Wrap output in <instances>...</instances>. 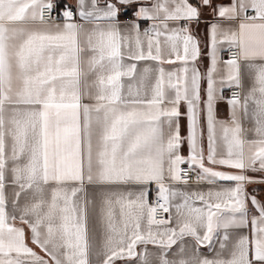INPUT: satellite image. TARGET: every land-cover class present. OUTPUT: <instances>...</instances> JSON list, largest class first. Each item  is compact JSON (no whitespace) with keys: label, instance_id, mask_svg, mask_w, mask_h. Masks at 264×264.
I'll use <instances>...</instances> for the list:
<instances>
[{"label":"snow or ice","instance_id":"obj_1","mask_svg":"<svg viewBox=\"0 0 264 264\" xmlns=\"http://www.w3.org/2000/svg\"><path fill=\"white\" fill-rule=\"evenodd\" d=\"M132 0H119L121 4ZM209 5L210 0H202ZM79 15L84 20L114 18L119 9L111 0L99 7L100 0H78ZM169 3L173 7L169 8ZM90 8V10H88ZM255 15L249 16L248 9ZM54 9L53 0H0V264H90L88 237V201L77 202L75 197L83 192L85 182L100 186H135V191L108 190L102 196L100 207L104 224L102 264H116L117 260L132 259L140 254L138 244H152L166 251L160 255V264H264V205L255 197L252 204L259 211L253 217V237L240 236L227 257L229 228L248 226V211L243 196V185L250 178L243 174H227L205 167L203 149L197 143L196 105L200 100V77L193 69L191 89L187 67L177 72L165 73L160 67L151 96L131 86L124 94L123 77L135 73L136 64L125 66L122 47L128 42L115 24L106 27L97 23L86 33L88 72L82 68L81 34L83 25L71 22L73 12L63 11V27H47ZM163 13V17H161ZM243 13L238 31L222 33L220 43H228L237 51L226 61L228 73L221 84L240 86V61L248 62L255 72L254 84L243 101L234 94L232 126L221 124V138L227 148V158L217 160V129L213 115L214 85L212 73L217 63V30L211 28L212 69L208 73L207 126L209 140L208 160L235 169L244 170L246 141L236 109L249 115V102L255 105L251 116L255 122L258 139L247 141L253 146L250 164L259 162L264 169V0H238L231 7H222L218 15L236 20ZM139 17L159 20L160 24L146 30L147 53L141 40L139 25L136 32L132 60L162 61L161 40L176 54V59L195 60L199 54L197 41L188 35V29L169 32V20L199 18V10L188 0H158L152 11L141 7ZM38 24L40 27H28ZM152 32L153 35H149ZM181 33H184L182 36ZM183 41V57L177 42ZM155 47V54L153 48ZM169 63L173 61L169 60ZM151 69L145 68V79ZM94 73L92 85H85L84 77ZM174 90L167 97L165 86ZM95 87L93 94L90 89ZM258 94V95H257ZM88 95L94 102L83 103ZM186 101L190 119L188 142L191 155L186 161L178 154L180 133L178 123L167 138L164 123L173 127V118L180 115L179 104ZM171 107H164L165 103ZM166 118V119H162ZM95 139V147H94ZM11 167L9 168V162ZM199 165L203 175L226 181H236V187L223 191L193 193L191 196L170 189L165 181L183 180L181 164ZM255 170V169H253ZM6 171L12 183L18 186L14 205L19 203L21 191L31 190L34 202L21 210L19 221L31 231L32 243L49 259L39 255L26 242L25 227H17L15 215L6 211ZM70 182L75 186L66 187ZM155 182L158 199L149 203V185ZM186 183V180H184ZM212 183V180L208 181ZM46 189L50 195L46 198ZM183 196L182 204L175 205L177 227H164L171 223L170 198ZM203 207H195V201ZM158 210L169 213L167 219H157ZM227 213V215H225ZM32 217V219H29ZM147 220V231L142 222ZM11 221V222H10ZM156 230H153V226ZM224 229L221 252L215 258L194 257L191 261L181 256L169 260L168 250L185 236L194 238L197 245L211 244L217 230ZM41 229H44L42 232ZM203 230V234L201 231ZM181 246L179 253H183ZM147 264V251L140 256Z\"/></svg>","mask_w":264,"mask_h":264},{"label":"crops","instance_id":"obj_2","mask_svg":"<svg viewBox=\"0 0 264 264\" xmlns=\"http://www.w3.org/2000/svg\"><path fill=\"white\" fill-rule=\"evenodd\" d=\"M112 3H115L119 9L117 16L114 18L102 19V20H84L79 15V3L78 0H53L54 6L56 8H73L77 12V20H72L71 22L83 25L84 32H82L80 40L81 46L85 49L82 52V68L85 73L88 72V59L91 56V53L87 50V38L86 33L89 32L95 24L99 23L102 26H107L108 24H115L118 27L122 37H127L128 42L122 47L121 51L124 55L123 63L125 66L136 64V70L133 76L123 77L122 83L124 84V94L127 96L129 88L131 86L132 90L140 89L143 94L145 91L151 96V90L155 85V82L159 75V68L163 67L165 73L177 72L181 76L183 73L180 71L182 68L187 67L188 72V83L189 88L191 89V77L192 70L195 69L200 77V88L199 95L200 100L196 105V118H197V143L198 147L203 149L204 156V165L205 167L212 168L214 171L224 172L227 174H243L250 178L249 181H246L243 185V196L246 202V208L249 213L248 215V226L243 228H229L228 235L229 240L225 243L227 248L223 250V255L228 256L230 250L232 249L236 240L242 236L247 235L250 238L253 237L254 228L251 224L253 217L259 216V211L252 204V197L261 204L264 205V169L260 168L259 162L257 161L255 165L250 164V156L252 154L253 146L248 144L247 141L258 139L259 137L255 133V122L251 116L252 111L255 108V105L252 102H249V115L245 116L242 109L239 107L236 109V116L242 126V138L246 141L244 146L245 151V164L246 168L242 171L240 169H235L227 165H221L219 163L212 164L208 160L209 155V140H208V126H207V89H208V73L212 69V39H211V28L213 24L218 25L217 30V63L216 70L212 73V78L216 81L214 85V101H213V115L216 123L217 137H216V158L217 160L222 158H227V148L221 138V124H227L232 126V105L229 103L230 99L228 98V93L231 89L236 88V84L227 86L226 84H221V80L226 78L228 69L226 66V55L227 52L234 47H230L228 43H220L222 40V33L229 31H238L239 23L243 20V13L240 14L239 18L236 20H229L226 17L222 18L218 15L219 9L222 7H231L233 3L238 2V0H210L209 5H204L202 0H188L190 4L197 7L199 10V18L188 20H169L168 29L169 32L173 29L187 28L188 35H191L195 41H197V47L199 49V54L195 60L191 59V54L189 59L185 62L183 59L177 60L176 54L171 51L168 44L165 42L164 37H160L161 40V56L162 61L154 60H132L129 58V53H134L136 51L135 47V36L136 32L134 30V25H139V31L141 40L143 42L145 53H147V38L143 35L146 30L153 28L154 24H160L159 20H151L147 18H142L137 15L141 7H146L149 11H152L153 5L158 2V0H132L131 3L121 4L119 0H111ZM169 8L171 9L173 5L169 3ZM99 7L101 9L106 7V0H100ZM90 10V8L88 9ZM254 13L252 9H248V15ZM163 17V13L160 14ZM255 15V13H254ZM65 22L53 23L50 22L47 27H54L55 25H60L63 27ZM28 27H40L38 24H29ZM149 35H153L152 32H149ZM183 36L184 33H181ZM178 51L183 57V41L180 40L177 42ZM153 54H155V47L153 48ZM173 61L169 63L168 61ZM148 68L151 71L147 74L145 79L144 69ZM255 72L254 70L248 67V62L241 60L240 61V86L242 90V99L249 93L250 89L254 84ZM96 79L94 73L86 75L84 77L85 87L87 85H92L93 81ZM93 94L96 89L92 86L90 89ZM165 91L169 99L174 97V90L165 86ZM258 95V94H257ZM83 103H93L94 101L88 96L85 95L83 98ZM164 107H171V104L165 103ZM180 115L178 118H173V127L169 129L167 123H164V133L165 138L174 131L176 124L179 125L180 133V147L178 154L183 156L187 161L191 155V150L188 142V137L190 134V119L188 113V105L186 101H181L179 104ZM166 119V118H162ZM95 147V139H94ZM188 165L196 170L199 175H203L202 169L199 165H190L189 163L181 164L180 167ZM11 167V161L9 162V168ZM255 169V170H253ZM212 180V183L208 181ZM164 183L170 189L176 191L177 193L183 192L188 195L193 193H207L208 191H223L227 189H232L236 187V181H226L219 178L206 177L205 179H200L199 182L194 184H185L181 182L172 181L168 178L167 172L165 174ZM75 186L74 182H70L66 187L69 189ZM84 191L77 194L75 197L77 202L84 200L88 201V237L90 243L89 251V261L90 264H102L104 259L102 255V244L104 238V224L101 219L100 207L102 203V196L108 190L124 191L126 189H131L135 191V186L132 185H112V186H100L97 184H88L85 182ZM20 191L17 185L12 183V175L10 171H6L5 178V197H6V211L8 212L9 217L15 215L17 217L16 226L25 227L26 232V242L29 247L33 248L39 255L45 256L46 259H49L47 255L31 240V231L27 226L22 225L19 221V216L21 210L27 204L34 202V194L31 190L21 191L19 197V203L14 205L13 201L16 200V192ZM50 195L49 190L46 189L45 196L46 198ZM158 196V187L153 182L149 185V203L152 204V199L154 196ZM184 200L183 196L177 195L173 198H170V208L171 212V223L166 226H160L161 230L164 227H177V214L175 210V205L182 204ZM195 207H203V203L199 200L195 201ZM227 215V213H225ZM169 216V215H168ZM32 219V217H29ZM11 222V221H10ZM147 220L145 219L142 222V231H147ZM153 230H156V226H153ZM43 232L44 229H41ZM203 234V230H200ZM224 229H219L215 233L212 243L205 245H197L194 238L190 236H185L183 239L177 241V243L172 247L171 250H168V259L169 260H179L181 256L185 259L192 260L194 257H207L209 259L215 258L217 252H221L220 243L223 241ZM183 246L184 252L179 253V249ZM147 251V264H160V255L165 249H162L158 246L152 244H138L135 251L136 253L142 256ZM140 256H137L132 259L127 260H117L116 264H141ZM25 260V264H28L29 258L21 257Z\"/></svg>","mask_w":264,"mask_h":264},{"label":"built area","instance_id":"obj_3","mask_svg":"<svg viewBox=\"0 0 264 264\" xmlns=\"http://www.w3.org/2000/svg\"><path fill=\"white\" fill-rule=\"evenodd\" d=\"M66 9H70L72 10L73 12V18L72 20L75 19V21L77 20V12L75 11V9L73 8H56L54 6V9H53V12H52V15H51V19L49 21L50 22H53V23H58V22H66L65 21V18L63 17V11L66 10ZM251 15H254V13H252ZM237 51L236 49H230L228 52H227V55H226V58L227 60L231 59L232 58V54ZM234 94H238L239 95V98L242 99V90L241 88L239 87H236V88H233L229 91L228 93V98L231 100L233 98V95ZM182 169V177H183V180L180 181L181 183H185L184 180H186V183L185 184H194V183H197L200 181V179H198L200 177L199 173H197L196 170H193L192 167L188 166V165H184L181 167ZM157 199H158V196H154L153 199H152V204L155 205L156 202H157ZM168 215L169 213H165L163 211H160L158 210L157 212V219H167L168 218Z\"/></svg>","mask_w":264,"mask_h":264}]
</instances>
